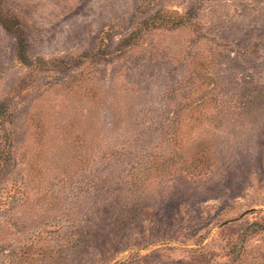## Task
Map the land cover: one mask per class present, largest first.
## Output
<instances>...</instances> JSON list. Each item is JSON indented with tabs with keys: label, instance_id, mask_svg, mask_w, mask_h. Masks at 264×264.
<instances>
[{
	"label": "rangeland",
	"instance_id": "374dc122",
	"mask_svg": "<svg viewBox=\"0 0 264 264\" xmlns=\"http://www.w3.org/2000/svg\"><path fill=\"white\" fill-rule=\"evenodd\" d=\"M0 264H264V0H0Z\"/></svg>",
	"mask_w": 264,
	"mask_h": 264
},
{
	"label": "trees",
	"instance_id": "16d2710c",
	"mask_svg": "<svg viewBox=\"0 0 264 264\" xmlns=\"http://www.w3.org/2000/svg\"><path fill=\"white\" fill-rule=\"evenodd\" d=\"M12 27V25H11ZM13 31L15 32L16 36H17V54L19 56V59L22 61H25V51H24V36L21 32V30L19 29V27H12Z\"/></svg>",
	"mask_w": 264,
	"mask_h": 264
}]
</instances>
